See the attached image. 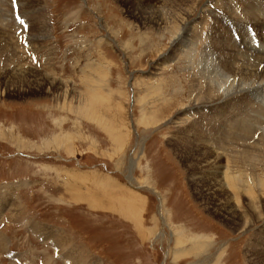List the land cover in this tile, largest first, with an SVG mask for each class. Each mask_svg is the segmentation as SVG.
Wrapping results in <instances>:
<instances>
[{"label":"rangeland","instance_id":"obj_1","mask_svg":"<svg viewBox=\"0 0 264 264\" xmlns=\"http://www.w3.org/2000/svg\"><path fill=\"white\" fill-rule=\"evenodd\" d=\"M5 1L0 193L13 199L7 196L0 207L6 240L0 264H264V128L242 132L238 140L232 127L246 107L248 121L254 118L264 105V87L217 108L189 109L206 94L205 70L216 52L236 59L247 46L264 57L263 25L231 19L228 0ZM240 2L252 12L264 8V0ZM187 20V42L174 46L177 28ZM15 69L46 75L62 88L20 85L10 76ZM85 78L100 87L93 121L83 105ZM204 142L217 145L225 156L220 165L240 178L239 191L217 196L218 207L190 182L189 167L200 172L196 149ZM105 184L111 189L106 196ZM151 189L163 198L166 222ZM127 193L141 202L145 235L109 209ZM91 197L104 199L101 209L88 206ZM221 206L235 209L238 220L221 217ZM171 229L180 235L177 241ZM199 236L205 239L201 248L194 241Z\"/></svg>","mask_w":264,"mask_h":264},{"label":"bare ground","instance_id":"obj_2","mask_svg":"<svg viewBox=\"0 0 264 264\" xmlns=\"http://www.w3.org/2000/svg\"><path fill=\"white\" fill-rule=\"evenodd\" d=\"M4 1L5 0H0V4L2 2H4ZM219 2L221 3L220 0H219ZM227 2H228V4H227V6L226 5L225 6L227 7V13L228 14H229V12L232 13L231 14V19L239 20L241 23H249V22L253 23V24L261 23L263 25V28H264V14H263L264 8H263V11H260L261 9L258 10V11L255 9L256 11L252 12V10L250 11V9L248 8V6L246 4H243L242 2L239 3V0H228ZM237 6L240 7V9L242 8V12H241L242 16L241 17H243V18H241V17L239 18L238 17L239 15L236 14L235 11L237 9H239ZM253 8H254V6H253ZM257 12L260 13V16H259V14ZM242 20H244V21H242ZM7 22H8V16L5 13V9L1 8V11H0V26L2 27L4 24H6V26H7ZM188 23L189 22L187 20L185 22H182L180 28L178 26L177 32L175 31L176 32L175 36L174 37L172 36L173 37V42L176 43L175 45L173 43L174 46H176L178 43L183 44V43L187 42L186 39H187L188 34L190 32L189 31V26L190 25ZM158 24H160V23L158 22ZM173 30H174V28H173ZM1 31H3V30H1ZM173 35H174V33H173ZM223 41H224L223 39H221V40L219 39L218 42H216L217 46L218 47H223L224 44H220ZM223 43H225V41ZM244 46H245V44H244ZM244 48H245L244 51H241L242 48L241 49L237 48V49H239V51H237V54H239V55H238V57H236V59H235L234 55L230 56V53H229V56H226V55H224L222 53L219 54L218 52H216V54H217V59L215 58L216 62L213 59L212 60L213 66H211V67L208 66V67H206L207 69L205 70V71H208L207 74H209V77H208V82L209 83L207 85L208 89L206 91V94L204 95V97H202L203 99H201V100L196 99L191 104V108L189 107V109L196 110V112L197 111L200 112V110H201V112H202L203 108H207V107H209V108H217L221 104H223V103L225 104V102H227L228 100H230L233 97L245 96V95H254L255 93L257 94V92H260V91L263 90V87H264V70L259 71V66L262 65L263 68H264V57L262 56V54L260 56H257L251 49H248L247 46H245ZM213 56H215V55H213ZM230 58H233V61L231 60L232 62L229 60ZM248 59L254 60L253 62H255V64L254 65L253 64H249L248 63ZM234 60H236L237 62L234 61ZM226 63H227V65H225ZM228 64H229V66H228ZM225 66H226V70L224 69ZM15 71H19V72L11 73L10 76L14 75V77L17 78L18 81L22 83L20 85H24V84L27 83L30 87L35 89V91L44 90L45 88H46V91H47L48 89H53L52 87L56 88V89H53V90H57L58 89V91H59L62 88L61 84L56 83V81H54V79H50L46 75L36 74L35 72H28V71H26L24 69H19V70L15 69ZM29 71H32V70H29ZM94 72H95L94 74L100 75V77L98 76V78L101 80V73L99 72V70L96 69ZM230 77H233V78H232V80L230 79L231 81L229 82L228 78H230ZM87 78H85L86 85L89 84ZM10 81H5L4 84L7 85L8 83H10ZM195 82H197V80ZM17 84H19V83H17ZM63 87H64V85H63ZM86 88L88 89V95L86 96V98L84 100L85 102H83L84 103L83 105H85L88 108V109H86V111H87V114H86L87 116L86 117H89L93 121V120L96 119V116H95V113H94V108H95V105H96L95 104L96 101H98V99L100 97L99 96L100 87H99V85L97 83H95V81L92 80V83H90L88 85V87L86 86ZM213 89H214V92H213ZM261 102H264V101H261ZM249 106H251V105H249ZM260 106L261 107L258 108V111L255 110V113H253L254 118H252L250 120V122L248 121L249 120L248 117L249 116L252 117V115H251L252 112H250V110H249L250 107H246V109H244V110L242 109L243 111H242V113H240L238 115L239 120L237 122H236L235 119L232 121L233 122V125H232L233 130L236 131L237 133H239V134H236L238 140H240L239 138H243L242 137V134H243L242 132L245 133V131L246 132L247 131H249V132L250 131H254L253 133H256L257 130H261L262 128H264V126H263L264 125V120H262V118L264 117V105H260ZM251 108L253 109V105H252ZM178 110L181 113L182 111L185 110V108L178 109ZM80 113H83V110H81ZM243 113L246 116L244 115V117H242L243 115H241V114H243ZM262 115H263V117H262ZM97 121H98V123H97L98 125H102V124H100L101 121H99V120H97ZM255 124H257V126H254ZM228 128H230V127H228ZM107 130H109V129H107ZM236 132H234V133H236ZM215 134H217V132ZM201 137H202L201 135L198 136V138H201ZM205 142L207 143V141H205ZM205 142L203 144H201L200 146L198 145V147L196 149V155L200 159V167H201L199 169L200 172L194 173L196 171V170L194 171L195 168L193 167L194 168L193 169L192 167H189V172H191V174H190V182H191V184L195 185V188H193V189L196 192V194L201 195V197L205 198V200L210 199V200L214 201L216 203L214 205L218 207V206L222 205V199L221 198H220V200L217 199V196H221L222 193H225L229 189L230 190H234L235 189V190L239 191L240 189L238 190L237 188H239L238 187V182H239L240 178L238 176L237 177H235V176L232 177V176H230V174L228 175V173H227L228 171L227 170H229V169L226 168L227 166L220 165V163L224 160L225 156L221 152L217 151L219 149V148H215V146L217 147V145H215V144L214 145H212V144L209 145V144H205ZM142 155H143V153H140V156H142ZM225 160L227 161V159H225ZM130 166L132 168L131 164H130ZM222 169H224V171H221ZM225 169H227V170H225ZM259 182H258V184H259ZM257 187H259V186H257ZM105 188L107 190L105 189L103 194H105V196H106L107 192H110L111 189H110V186H108V185L106 186V184H105ZM146 188H148V187H146ZM243 188H244V186H243ZM245 188H249V186H247ZM151 190H153V192L159 198V201H160L159 214L162 217V220L164 222L168 221V219L166 217L167 216V211L165 210L164 202L162 200L163 198H161L160 195H158V192H156L157 190L156 191H155V189H151ZM230 194H232V193H230ZM7 196H8V193L6 191L0 193V207H3V205L8 201ZM122 196L125 198V201L123 200L124 198L121 199L122 201H120L119 199L115 200L116 203L114 205L113 204L109 205V209H112V211H114L115 213L121 215L124 219H127L129 221L134 222V224L138 227V230L140 231V234L145 235V234H143L144 231L141 229L142 225H140L141 224L140 223V219H141V217H140V213H141V202H140V200L138 199V197H137L138 201H135L134 200L135 198L134 199H132V198L129 199L128 193H127V199H126L125 194L122 195ZM122 196H121V198H122ZM233 196L231 197L232 199H233ZM248 196L250 198V202H249V204L248 203L247 204L249 206H251V205L253 206V202H252L253 201V197H251L250 195H248ZM92 198L93 197H91V200H89L87 202V203H89L88 206H90V207L93 206V207H96L98 209H101L99 207H100V204L103 203L104 199L102 200V203H101V200L100 199L98 200L99 197H97V199H96V197L93 198V199ZM106 198H108V197H106ZM9 199L12 201L13 197L11 196V197H9ZM81 200H83V199H81ZM85 200H87V199H85ZM107 201L112 202V203L114 202L113 199L112 200L107 199ZM10 205H11V207H13L12 210H15V208H17L16 205H15V202L10 203ZM249 208H251V207H249ZM234 210H232V207H230V206H228L227 208L225 206H221L219 212L221 213V217L229 218L232 222H235V219L239 218L240 216L237 215ZM16 211H18V210L16 209ZM34 231H39V229L35 228ZM171 234H172L174 240L176 239V235H177V239H176V241H177L178 237L180 236L178 234V232L171 229ZM156 235L157 234H155V236ZM203 239H204V237H202V236L196 237L195 240H194L196 242V246H199L200 248L203 247L204 243L200 244V242H202ZM5 241L6 240L4 239V237L0 234V250H4L5 249V245H6ZM204 241H205V239H204ZM182 243H183V241L179 242V244H182ZM263 250H264V248H263Z\"/></svg>","mask_w":264,"mask_h":264},{"label":"snow or ice","instance_id":"obj_3","mask_svg":"<svg viewBox=\"0 0 264 264\" xmlns=\"http://www.w3.org/2000/svg\"><path fill=\"white\" fill-rule=\"evenodd\" d=\"M20 23H21V24H23V23H24V21H23V20H21V21H20Z\"/></svg>","mask_w":264,"mask_h":264}]
</instances>
